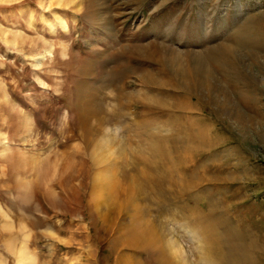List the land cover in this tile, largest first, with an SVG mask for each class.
I'll return each instance as SVG.
<instances>
[{
    "label": "rangeland",
    "instance_id": "obj_1",
    "mask_svg": "<svg viewBox=\"0 0 264 264\" xmlns=\"http://www.w3.org/2000/svg\"><path fill=\"white\" fill-rule=\"evenodd\" d=\"M247 22L264 0H0V264H162L140 214L193 264L200 215L264 249V51L212 61ZM200 56L218 91L175 88Z\"/></svg>",
    "mask_w": 264,
    "mask_h": 264
},
{
    "label": "bare ground",
    "instance_id": "obj_2",
    "mask_svg": "<svg viewBox=\"0 0 264 264\" xmlns=\"http://www.w3.org/2000/svg\"><path fill=\"white\" fill-rule=\"evenodd\" d=\"M238 30H240V31L233 35L232 41L229 42L228 44H225L224 46H221V48L218 49V52L216 53L215 57H212V61H214L215 64H222L223 63L224 65H226L227 59H229L231 57L237 58L238 60H240L241 57L244 56L245 52L256 53L258 50H261V49L264 51V40L260 41L261 44L260 43L258 44V41H256L255 38L252 36V28L250 27L248 22L239 24ZM259 58L260 57H258V59ZM194 60H195V58H194ZM180 61H181V59H180ZM241 61H242V59H241ZM171 66L174 67L173 68V72H175L174 76H176V78L180 82L179 85L174 84L175 88L184 89L186 92L200 93V91L204 89L203 86H204L205 81L207 79L211 83L210 84V91L211 90H212V92L218 91L219 88L216 89L215 86L220 87V86H218L219 84L216 82V81H218L219 78L217 79V77L211 73L212 70L209 67L208 62L206 61V59H204L202 57H201V59H196L195 62H193V65L191 66V69L193 72L188 71L189 69H186L185 67L183 68L182 65L177 64V63H173ZM224 67H225V69H227L226 66H224ZM222 72L225 75V77H227L229 74V73L227 74L226 70H223ZM201 74H204V75L201 76ZM205 75H207L206 80H205V78L203 79V77ZM211 81H213V82H211ZM163 87H165V85H163ZM122 96H123V99L126 97L127 101H130V102L134 101V100H132V96L130 94H128V95L125 94ZM201 97H202V95H201ZM150 101L154 102V103H157V101H158L157 104L162 103L161 101L155 99V97L151 98ZM168 105L171 107H175L177 105V103L176 102L174 104L169 103ZM118 107H120V106H118ZM118 111H119L118 114H120V117L123 116L122 110L119 109ZM110 113L111 114H109V115H113V112H110ZM89 114H90V112H89ZM112 135H113V133L111 131H109V138H111L110 136H112ZM86 139H87V136H86ZM115 140L116 139H112L111 142H113ZM153 156L154 157L151 159L152 161L147 163L148 165H150V166L154 165V167H157L160 163L161 164L164 163V161L162 162L160 155H158L157 153H155ZM191 188H192V186L187 184V183L182 184L179 199L185 197L187 192H189L191 190ZM94 190H96L95 185H94ZM218 209L219 208L212 206L211 212H216ZM122 211H124V209H118V212H117L115 218L119 219V216L121 215ZM193 211L197 215V210L193 209ZM139 213L140 212H138V214ZM191 213H193V212H191ZM143 217L144 216L141 214L137 215L136 216V223H132V224L126 226L124 242L127 245V247H129L131 249L132 248L133 249L147 248L148 250H149V248H157L158 251L160 252V259H161L160 261L162 264H193V262L191 261V259L187 255V253L185 254L184 252H182L180 250V244L177 242V240H175L174 238H169V239L167 238L166 239V237H165L166 235L163 234V232L161 230L163 227L158 228L156 225L154 226V224H153L154 222H152L153 225L150 224L151 225L150 226L147 222H144ZM197 217L201 218V219L199 218L201 222L199 221L200 223L198 225L195 224V226H190V224H188V223H185L184 225H186V226L189 225V226H187L186 232L189 231L188 228L189 229L192 228L191 231L193 230V234L195 236V239L199 240V243L201 244V248L198 249L199 264H255V263H253L254 262L253 253L254 252L260 253L261 251L264 250V249L259 248V244H258L259 242L257 239H255L254 235H251L250 238H248L249 242H246V240H242L239 242L238 239H240V234L242 237L243 231H242V229H239L238 226H236V225H232V227H229L230 229L226 232V234H222V233H220V231L218 229H216V228L214 229V227H212L209 224L210 222L208 221L207 218L202 217L201 215L197 216ZM149 223H151V222L149 221ZM112 226H117L116 219L113 220L110 228H112ZM244 233H248V232L246 231ZM167 240H168V242H167ZM192 240H193V238H192ZM117 242L119 244L118 240L115 241L114 244H116ZM199 247H200V245H199ZM218 249L221 250L220 251L221 253H216L215 250H218Z\"/></svg>",
    "mask_w": 264,
    "mask_h": 264
}]
</instances>
